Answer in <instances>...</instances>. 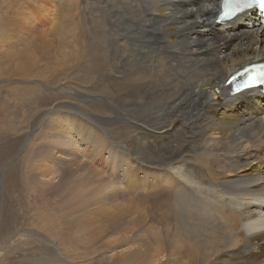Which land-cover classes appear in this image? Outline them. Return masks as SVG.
Wrapping results in <instances>:
<instances>
[{"label": "rangeland", "instance_id": "obj_1", "mask_svg": "<svg viewBox=\"0 0 264 264\" xmlns=\"http://www.w3.org/2000/svg\"><path fill=\"white\" fill-rule=\"evenodd\" d=\"M79 3L0 0V264H60L56 253L69 264H171L162 194L149 188L127 149L130 97L107 75L119 67L106 22H115L114 6L108 2L104 23V0L85 10ZM41 34L46 59V49L32 47ZM60 51L71 55L55 66ZM43 166L54 173L40 175Z\"/></svg>", "mask_w": 264, "mask_h": 264}, {"label": "bare ground", "instance_id": "obj_2", "mask_svg": "<svg viewBox=\"0 0 264 264\" xmlns=\"http://www.w3.org/2000/svg\"><path fill=\"white\" fill-rule=\"evenodd\" d=\"M219 1L104 0L106 11L101 10L104 22L108 2L114 6L115 22H106L113 27L119 67L107 75L120 95L130 97L127 149L149 188L162 194L171 264H264V93L233 96L224 85L231 72L264 60V24L253 10L251 16L216 25ZM79 4L85 10L91 3ZM47 43L32 46L46 49L42 59L48 58ZM70 55L60 51L55 66ZM73 113L83 126L89 124L88 116ZM52 119L57 126L60 120ZM107 138L126 151L120 138ZM39 171L54 173L44 166ZM56 256L60 264H69Z\"/></svg>", "mask_w": 264, "mask_h": 264}, {"label": "snow or ice", "instance_id": "obj_3", "mask_svg": "<svg viewBox=\"0 0 264 264\" xmlns=\"http://www.w3.org/2000/svg\"><path fill=\"white\" fill-rule=\"evenodd\" d=\"M254 5H258L261 9H264V0H223L222 10L219 13V20H231L236 17L237 14L242 13L245 9L252 8ZM245 71H247V69ZM233 79H235V77H233ZM260 84H264V71H261L255 77H249L244 81L243 85H237L236 91L240 92L242 88H251Z\"/></svg>", "mask_w": 264, "mask_h": 264}, {"label": "water", "instance_id": "obj_4", "mask_svg": "<svg viewBox=\"0 0 264 264\" xmlns=\"http://www.w3.org/2000/svg\"><path fill=\"white\" fill-rule=\"evenodd\" d=\"M1 182H2V179L0 180V187H1Z\"/></svg>", "mask_w": 264, "mask_h": 264}]
</instances>
